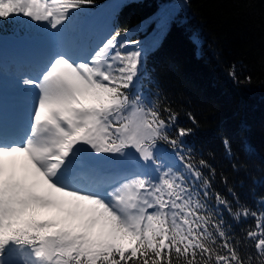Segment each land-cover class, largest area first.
Wrapping results in <instances>:
<instances>
[{"label": "snow or ice", "instance_id": "obj_1", "mask_svg": "<svg viewBox=\"0 0 264 264\" xmlns=\"http://www.w3.org/2000/svg\"><path fill=\"white\" fill-rule=\"evenodd\" d=\"M91 3L0 0V20L55 30L22 73L25 130L0 126V264H264V196L253 210L229 188L234 209L213 190L215 168L184 143L193 129L141 92L151 77L138 42L127 30L78 34L77 13ZM228 75L240 82L235 65ZM225 211L254 221L244 236L252 252L241 254Z\"/></svg>", "mask_w": 264, "mask_h": 264}, {"label": "trees", "instance_id": "obj_2", "mask_svg": "<svg viewBox=\"0 0 264 264\" xmlns=\"http://www.w3.org/2000/svg\"><path fill=\"white\" fill-rule=\"evenodd\" d=\"M106 1L92 0L77 19ZM109 19L108 33L127 30L124 39L138 42L133 47L146 53L151 79L142 81L141 92L170 106L180 127L193 129L184 143L197 163L203 159L215 168L213 190L234 209L238 198L255 210L256 200L264 196V0H126ZM27 21L0 20V35H32L33 24ZM196 34L202 41L199 47ZM233 65L240 82L228 75ZM1 75L0 90L6 87ZM245 76L251 77L250 83L244 82ZM225 139L231 144V159L225 154ZM159 147L172 151L163 142ZM233 163L240 165L238 171ZM224 217L241 241V254L252 252L244 236L254 221L236 223L226 211Z\"/></svg>", "mask_w": 264, "mask_h": 264}, {"label": "rangeland", "instance_id": "obj_3", "mask_svg": "<svg viewBox=\"0 0 264 264\" xmlns=\"http://www.w3.org/2000/svg\"><path fill=\"white\" fill-rule=\"evenodd\" d=\"M126 0H107L103 5L89 12L87 15L77 19L78 34L81 35L82 39L87 41L94 39L98 36L107 35L109 26V14H111L116 8H118ZM34 33L30 36L22 34L20 36L14 35H0V70L2 72L3 83H6L5 89L0 90V126H6L10 130L8 132L23 133L22 127L27 126L30 116L28 109L31 105V94L26 91V86L22 84V73L23 67L20 65L22 71H14V63L23 55L16 56L18 53H33L34 51L45 53L49 46V41L46 39L50 32L55 30L46 29L45 25L37 24L32 22ZM133 47V46H131ZM12 59V60H11ZM33 64L30 65V67ZM23 105V106H22ZM23 109L22 114L25 118L18 122L17 126L11 129V126L4 125L5 122L9 123L16 118L11 114L10 111ZM4 115L7 118H4ZM5 128V127H4ZM168 152V151H167ZM170 153V152H169Z\"/></svg>", "mask_w": 264, "mask_h": 264}, {"label": "bare ground", "instance_id": "obj_4", "mask_svg": "<svg viewBox=\"0 0 264 264\" xmlns=\"http://www.w3.org/2000/svg\"><path fill=\"white\" fill-rule=\"evenodd\" d=\"M26 91L28 92V94H31V92H30V87L29 86H26ZM23 106V105H22ZM22 107H20V109H19V111H18V109H16V110H14V112L13 111H10L11 112V114L16 118V120H12V122H9L8 124L11 126V128H13L14 127V125H17V123L18 122H20L21 120H23L25 117L24 116H22V115H19L18 116V114L20 113V112H22L23 111V109H21ZM20 114H22V113H20ZM4 118H7L5 115H4ZM23 122V121H22ZM5 129H10V128H8V127H5Z\"/></svg>", "mask_w": 264, "mask_h": 264}]
</instances>
